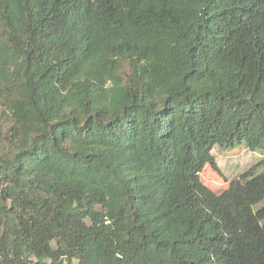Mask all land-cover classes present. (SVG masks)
Listing matches in <instances>:
<instances>
[{
  "label": "trees",
  "instance_id": "trees-1",
  "mask_svg": "<svg viewBox=\"0 0 264 264\" xmlns=\"http://www.w3.org/2000/svg\"><path fill=\"white\" fill-rule=\"evenodd\" d=\"M0 115V264H264V0H0Z\"/></svg>",
  "mask_w": 264,
  "mask_h": 264
},
{
  "label": "rangeland",
  "instance_id": "rangeland-1",
  "mask_svg": "<svg viewBox=\"0 0 264 264\" xmlns=\"http://www.w3.org/2000/svg\"><path fill=\"white\" fill-rule=\"evenodd\" d=\"M85 76L86 71L82 69L76 79H83ZM7 125V120L0 115V131L4 130ZM1 154L2 145L0 144ZM212 154L219 171L215 172L211 167L206 166L200 178L205 186L216 193L224 191L240 175L264 161V150L250 151L244 146L229 151L215 147Z\"/></svg>",
  "mask_w": 264,
  "mask_h": 264
}]
</instances>
